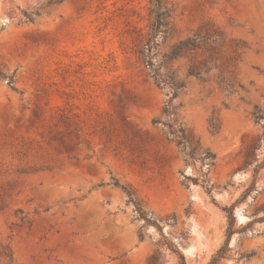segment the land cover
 Instances as JSON below:
<instances>
[{"label":"rangeland","instance_id":"rangeland-1","mask_svg":"<svg viewBox=\"0 0 264 264\" xmlns=\"http://www.w3.org/2000/svg\"><path fill=\"white\" fill-rule=\"evenodd\" d=\"M162 2L170 30L150 69L133 50L137 30L151 33L153 0H0V70L17 88L0 78V251L13 264H178L177 250L208 264L224 244L220 207L264 161V0ZM203 25L222 39L170 59ZM152 70L184 85L169 118L173 91ZM263 214L264 168L219 264H264V223L249 225Z\"/></svg>","mask_w":264,"mask_h":264},{"label":"trees","instance_id":"trees-1","mask_svg":"<svg viewBox=\"0 0 264 264\" xmlns=\"http://www.w3.org/2000/svg\"><path fill=\"white\" fill-rule=\"evenodd\" d=\"M169 13H170V10L166 6H164L162 0H153V6L151 9V14L153 15L154 18H153V22H152L151 27H150L151 33L148 35L147 38H144V36L141 34L140 30H137L135 32L136 33V37L134 38L135 50H133V53H136L139 56V58L142 59L143 62L150 69L153 66V64H152V52H153V49L156 48V46H157V40H156L157 36L159 34L165 35V34L169 33V30H170L168 28L169 23H168V21H166V17L168 16ZM200 31H201V39L200 40H194V41L188 40L186 42L180 43L177 47L174 48V50L170 54V56H169L170 59H175L179 56H182L183 50H192V51H194L196 49L201 50L202 45L206 44V42L211 41V40H213L215 42L216 40L222 39V37H223V34L220 33L218 30L214 29L212 26H211V28H207L205 25H203L200 28ZM203 51L205 53L206 49ZM207 51H209V49ZM213 51H214L213 49L210 50V52H213ZM231 59L232 58L229 56L227 59H225V61H222V66H225L226 64H228L231 61ZM212 61H213V56H212V54H210L204 60L194 63L189 70V75L195 76V77L200 76V70L199 69L201 67H206L207 64L211 63ZM216 68L217 67L215 66V69ZM152 75H153L156 83L158 84V86H162V85L163 86H169L173 91V95H172L171 99L167 102L165 109L163 111L164 115H166V117L169 118L172 115V111H173L172 100L177 97L178 89L182 88L184 85H183V83L176 84L173 80H170L169 82H167V80L160 77L158 70H152ZM0 78H7L8 84L11 86V88L13 90L17 91V88H16L15 83H14V74L11 76H8L0 70ZM60 117H61V119H66L64 114H61ZM255 118L257 121L264 123V113H262L260 110L256 111ZM74 123H76V122H74ZM153 123L154 124H163V125L168 126L169 128L172 127L170 125V122L164 121L162 119H155V120H153ZM171 133H173V132H171ZM187 143H188V140H187L186 136L184 134H182L180 136V141L178 142V144L182 145L184 147V149H186ZM192 153H193V150L190 149L188 155L190 157H192ZM215 158H216L215 154L209 152L205 155L204 161L207 162V165L211 166V165H213ZM247 164L250 165L251 163L247 162ZM262 168H264V161L253 170L251 185L241 194L240 199L237 200L236 203H234L233 205H231L229 207H227V206L220 207L221 210L226 214V218H227V222H228V226H227V230H226V239H225V242L222 245V247L212 256V258L208 264H219L221 259L225 256V254L229 248L231 238L236 233V231L234 230V224H235L234 210H235L237 204L245 201L248 198V196L250 195V193L254 190V188L256 187L257 178H258ZM108 184H112L113 186L122 189L130 197L134 196V193L131 190V188L125 184H122L117 179H113L112 182H109ZM206 193L208 195H211L212 187L206 188ZM212 200L215 203V205L218 206V204L215 202V200L214 199H212ZM17 213H22V211L18 210ZM141 216L148 223L158 226V223H159L158 220H156V219L153 220L152 218L148 217L146 215V213H144L143 211L141 212ZM252 223H264V214H263V216L254 219L249 225H251ZM175 252L178 255V259H179L178 264H187L184 254L178 250ZM0 264H13V254L8 247H4L0 251Z\"/></svg>","mask_w":264,"mask_h":264},{"label":"bare ground","instance_id":"bare-ground-1","mask_svg":"<svg viewBox=\"0 0 264 264\" xmlns=\"http://www.w3.org/2000/svg\"><path fill=\"white\" fill-rule=\"evenodd\" d=\"M238 216H239L238 217L239 222H242L244 220L243 217L241 215H238Z\"/></svg>","mask_w":264,"mask_h":264},{"label":"water","instance_id":"water-1","mask_svg":"<svg viewBox=\"0 0 264 264\" xmlns=\"http://www.w3.org/2000/svg\"><path fill=\"white\" fill-rule=\"evenodd\" d=\"M241 224V223H240Z\"/></svg>","mask_w":264,"mask_h":264}]
</instances>
